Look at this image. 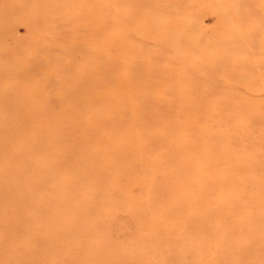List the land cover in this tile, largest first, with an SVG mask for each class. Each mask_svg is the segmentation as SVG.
Returning a JSON list of instances; mask_svg holds the SVG:
<instances>
[{"label":"rangeland","instance_id":"1","mask_svg":"<svg viewBox=\"0 0 264 264\" xmlns=\"http://www.w3.org/2000/svg\"><path fill=\"white\" fill-rule=\"evenodd\" d=\"M0 264H264V0H0Z\"/></svg>","mask_w":264,"mask_h":264},{"label":"bare ground","instance_id":"2","mask_svg":"<svg viewBox=\"0 0 264 264\" xmlns=\"http://www.w3.org/2000/svg\"><path fill=\"white\" fill-rule=\"evenodd\" d=\"M96 60V59H95ZM72 61H74V59L72 60ZM92 70L94 69V68H91ZM92 70H90L89 69V76H91V77H88L86 74H78V75H76L75 76V84H79V83H81L82 82V80L83 81H87L88 83H91V84H95V83H97V80L95 81L94 79L96 78V76H95V73H97L98 72V70L96 69L94 72L92 71ZM81 80V81H80ZM73 90V89H72ZM27 106V105H26ZM127 142L128 143H136L134 140L133 141H131V140H129L128 138H127ZM138 154H140L141 155V151H139L138 152ZM98 157H100V155L98 156ZM94 158L96 159V156H94Z\"/></svg>","mask_w":264,"mask_h":264}]
</instances>
